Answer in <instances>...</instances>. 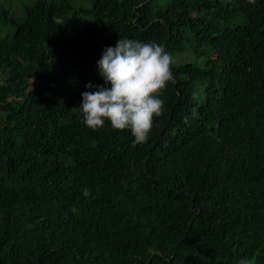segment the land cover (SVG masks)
I'll return each instance as SVG.
<instances>
[{
  "label": "trees",
  "instance_id": "16d2710c",
  "mask_svg": "<svg viewBox=\"0 0 264 264\" xmlns=\"http://www.w3.org/2000/svg\"><path fill=\"white\" fill-rule=\"evenodd\" d=\"M10 1L0 264H264V0ZM120 38L210 53L172 65L164 115L135 146L78 109Z\"/></svg>",
  "mask_w": 264,
  "mask_h": 264
},
{
  "label": "clouds",
  "instance_id": "9594fccd",
  "mask_svg": "<svg viewBox=\"0 0 264 264\" xmlns=\"http://www.w3.org/2000/svg\"><path fill=\"white\" fill-rule=\"evenodd\" d=\"M172 65V56L157 42L120 38L115 47L105 48L98 61L105 84L81 94L82 122L93 131L110 122L114 130L131 132L133 146L146 143L156 119L164 115L160 97L175 82ZM93 87L91 82L86 85ZM191 111L197 115L196 108ZM239 264H257V260L246 257Z\"/></svg>",
  "mask_w": 264,
  "mask_h": 264
},
{
  "label": "rangeland",
  "instance_id": "374dc122",
  "mask_svg": "<svg viewBox=\"0 0 264 264\" xmlns=\"http://www.w3.org/2000/svg\"><path fill=\"white\" fill-rule=\"evenodd\" d=\"M79 1V5H83V6H90L91 2L89 0L83 1V0H78ZM16 3H19L20 6L22 3V0H12V2L10 1V4L12 5V8L15 9ZM210 57V53L205 50V53L203 55H195L191 52L188 51H184L181 55H173V64H177L180 61H186V62H191V63H195L199 66H203L206 63V60ZM61 87L58 88L57 90L60 91ZM66 99L68 101H70V96L66 97Z\"/></svg>",
  "mask_w": 264,
  "mask_h": 264
}]
</instances>
